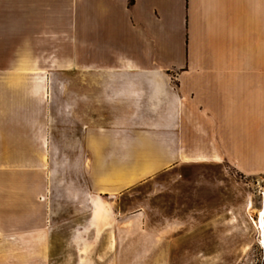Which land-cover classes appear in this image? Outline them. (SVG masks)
Here are the masks:
<instances>
[{
	"label": "crops",
	"instance_id": "0c3cea01",
	"mask_svg": "<svg viewBox=\"0 0 264 264\" xmlns=\"http://www.w3.org/2000/svg\"><path fill=\"white\" fill-rule=\"evenodd\" d=\"M61 33L82 73L71 135L53 115L45 129L38 61ZM61 141L83 155L66 183L45 172ZM210 162L264 175V0H0V264H49L71 200L102 207L143 171Z\"/></svg>",
	"mask_w": 264,
	"mask_h": 264
},
{
	"label": "rangeland",
	"instance_id": "374dc122",
	"mask_svg": "<svg viewBox=\"0 0 264 264\" xmlns=\"http://www.w3.org/2000/svg\"><path fill=\"white\" fill-rule=\"evenodd\" d=\"M60 39V56L38 59L45 129L53 115L61 133L71 135V82L82 80V73L71 71L67 35ZM63 146L61 141L59 151L45 154V172L66 183L81 176L83 155ZM67 191L60 182L54 186L61 207L68 204ZM76 192L83 191L78 186ZM70 204L80 215L59 226L54 241L60 248L50 251L49 264H264V175L245 176L227 162L143 171L102 207ZM89 210H95L93 218ZM69 241L71 248L62 247Z\"/></svg>",
	"mask_w": 264,
	"mask_h": 264
}]
</instances>
